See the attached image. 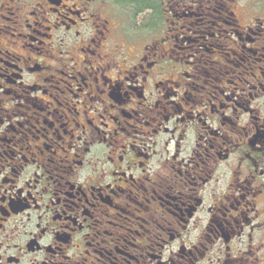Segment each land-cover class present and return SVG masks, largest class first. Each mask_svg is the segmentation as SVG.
<instances>
[{
    "label": "flooded vegetation",
    "instance_id": "1",
    "mask_svg": "<svg viewBox=\"0 0 264 264\" xmlns=\"http://www.w3.org/2000/svg\"><path fill=\"white\" fill-rule=\"evenodd\" d=\"M0 264H264V0H0Z\"/></svg>",
    "mask_w": 264,
    "mask_h": 264
}]
</instances>
